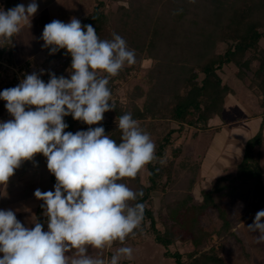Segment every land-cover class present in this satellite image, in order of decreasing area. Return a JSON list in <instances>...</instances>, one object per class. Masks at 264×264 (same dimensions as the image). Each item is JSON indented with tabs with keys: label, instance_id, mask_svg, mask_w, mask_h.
<instances>
[{
	"label": "trees",
	"instance_id": "1",
	"mask_svg": "<svg viewBox=\"0 0 264 264\" xmlns=\"http://www.w3.org/2000/svg\"><path fill=\"white\" fill-rule=\"evenodd\" d=\"M0 4L7 11L21 3L0 0ZM113 4H119L116 11L111 9ZM80 22L91 24L101 39L119 34L135 50L136 62L126 64L110 80L127 75L145 60L152 61L148 88L136 87L130 95L131 105L115 107V111L117 120L130 112L137 122L152 123L163 135L155 140L158 159L146 166L145 179L140 172L134 179L121 181L134 191H143V197L131 203H143L145 214L136 234L124 245L116 242L113 247L135 243L150 233L166 249L165 256L176 264H228L223 257L224 242L235 234L227 200L245 188H252L264 200V170L258 151L264 147V0H96L93 11ZM14 39L4 44L0 59L12 57ZM45 63L46 69L40 75L45 83L49 73L70 78L71 57L65 49L50 54L47 48ZM225 68H234L235 77L257 98L262 120L256 134L247 140L237 166L238 189L223 175L201 193L202 201L197 203L193 190L202 160L185 156L175 146L176 138L188 129L195 130L194 136L206 131L212 120L224 116L228 99L237 95V90L224 81ZM1 70L0 66V75ZM11 87L0 86V91ZM108 87L112 88L110 83ZM140 99L144 100L142 105L137 104ZM5 104L0 99V119L10 115ZM64 121L68 124L66 132L75 133L82 127L71 116ZM101 126L105 134L120 141L117 125ZM160 159L165 163L160 164ZM51 181L56 184L54 175ZM154 194H160L158 212L153 206ZM213 210L222 225L217 231H207L201 219ZM36 218L47 231L42 205L37 208ZM215 236L217 246L212 244ZM179 243L192 244L193 250L172 252L170 247Z\"/></svg>",
	"mask_w": 264,
	"mask_h": 264
},
{
	"label": "clouds",
	"instance_id": "2",
	"mask_svg": "<svg viewBox=\"0 0 264 264\" xmlns=\"http://www.w3.org/2000/svg\"><path fill=\"white\" fill-rule=\"evenodd\" d=\"M39 5L30 0L7 11L0 9V46L10 42L22 27L30 26ZM44 48L55 54L61 49L71 57L70 78L49 73L45 83L33 72L17 86L0 91V99L13 117L0 122V186H6L15 170L37 154L47 160L55 176L54 191L37 188L47 218L25 227L13 210H0V264H120L131 260L133 249L117 248L106 258L105 249L116 242L124 245L140 228L145 214L143 197L124 178L134 179L158 158L156 145L132 114L116 122L120 141L105 134L99 124L104 113L115 110L111 77L136 62L134 49L116 33L101 39L91 25L52 20L44 26ZM71 116L90 127L66 132L64 118ZM160 164L165 161L160 159ZM264 210L256 213L250 232H259L256 243H264ZM97 250L91 254L90 250Z\"/></svg>",
	"mask_w": 264,
	"mask_h": 264
},
{
	"label": "rangeland",
	"instance_id": "3",
	"mask_svg": "<svg viewBox=\"0 0 264 264\" xmlns=\"http://www.w3.org/2000/svg\"><path fill=\"white\" fill-rule=\"evenodd\" d=\"M36 2L39 5L36 14L39 16L35 18V14L30 20V26L22 27L19 32L17 43L14 47L17 62L12 57H8L9 62L7 65L12 67V69L2 68L0 75L1 87L8 84H11L12 87L17 86L18 84L15 85L12 79H15V71H18L23 65L27 66V74L22 75L23 79L26 78V75L32 74L33 72L39 75L41 70L46 69V48L43 47L44 42L41 39L46 24L52 20H60L68 23L73 17L79 20L89 15L96 5V0H36ZM28 3H30V0H24L25 6ZM118 6L119 4H113L111 9L116 11ZM0 9L4 10L1 4ZM261 46L264 47V41L261 42ZM222 49L224 48L222 47ZM11 59L14 63L10 61ZM56 62L59 63L58 61ZM151 65V60H145L142 66L137 67L127 75L109 81L116 107H129L132 101L130 95L136 87L148 88L147 74ZM223 78L238 93L237 97L229 98L224 116L218 118L222 120L221 123L224 124V129L220 128L221 132L217 133H214V131H200L196 137L194 136L195 130L188 129L180 137L176 138L175 146L180 147L185 156H191L195 160H204L205 165L208 164L209 167H213L214 169L220 164H222V167L226 164L228 167L224 171L225 173L222 170H217L218 173L216 172L217 174L215 173L211 178L216 179L220 175H227L230 179L229 184L238 189L240 181L236 180L238 175L237 166L243 158L244 146L248 138L256 134V129L261 124L262 118L258 117V115L262 110L258 105L257 98L249 93L245 84L235 77L234 68H225ZM143 101V99L137 100V104L142 105ZM259 119L260 123L258 125L256 120ZM116 122H118L117 113L115 110H111L104 113V119L99 124L92 125L91 127L117 125ZM216 122L219 123L220 121ZM80 123L82 127L79 128V131H87L90 127L81 121ZM138 125L150 135L154 143L157 138L163 136L160 132L161 129L158 130L152 123L138 122ZM219 125L222 126V124ZM216 138H218L217 142ZM215 144L216 146H214ZM223 145H226L227 149L223 150L225 148ZM212 147L215 148V152H210ZM232 149L234 150L233 153ZM258 151L260 152V165L264 170V147L258 149ZM219 154L220 156L224 155L223 158L218 156ZM40 166L42 168L41 170H46L50 173L47 169L46 157L42 154H37L33 161H25L23 168L26 170V175L23 176V179L27 180L29 187H32L33 190L34 187L36 190V182H40L39 187L43 191H54V186L48 182L49 180H42V177H38L37 173L40 169L38 170L37 167L40 168ZM147 174L146 168L141 171L143 179H145ZM205 175V178L210 179L207 172ZM262 180L264 184V177ZM205 189L210 188L208 185H203L200 182L194 187L193 193L197 198L201 199V191ZM36 200H38L36 197L30 196L27 201L26 207L29 211V216L26 227H34L32 226L35 223L33 209L36 206ZM38 202L43 203L41 200H38ZM226 205L229 211L230 221L236 230L235 236L227 237L224 242L223 254H225L228 264H264V243H256V236H259V232H250L247 228L248 225L254 222L256 213L264 210V200L252 188H245L237 191L230 197ZM153 206L157 212L160 210V194H154ZM202 222L205 228L210 231H217L222 225L217 212H213L208 217H205ZM212 244L217 246L219 241L214 240ZM128 247L133 249V257L128 264H176L173 258L165 256L166 249L158 244L150 233L145 234L139 244H130ZM190 249L192 250L190 244L182 243L170 247L172 252H180L182 254L188 253ZM91 251L92 254H96L97 252L94 249ZM2 255L0 253V258H2ZM103 255L108 258L111 253H106L104 250Z\"/></svg>",
	"mask_w": 264,
	"mask_h": 264
},
{
	"label": "crops",
	"instance_id": "4",
	"mask_svg": "<svg viewBox=\"0 0 264 264\" xmlns=\"http://www.w3.org/2000/svg\"><path fill=\"white\" fill-rule=\"evenodd\" d=\"M20 3L21 4H24V0H20ZM38 16L39 15L36 14V17L35 18H37ZM30 24H31V21H30ZM18 34L15 35V39H14L13 47H12V58H13V60L15 62H17V61H16V58H15L14 47H15V45L17 43ZM26 62H28V61H26ZM249 93H251V92H249ZM237 95H238V93H237ZM237 95H236V97H237ZM230 98H232V97H230ZM226 107H227V105H226ZM225 110H226V108H225ZM11 118H13L11 115L6 116L3 119H0V122L6 121V120L11 119ZM216 121H220V122L218 123ZM221 121L222 120H219L218 118L212 120L210 122V128L208 130H206V131L207 132L214 131V133L221 132L220 131V128L221 129H224L223 127H225V126H223L224 124L221 123ZM259 121H260V119L259 120H256V122H257L258 125L260 123ZM219 124H222V126L219 125ZM258 129H259V127H257L256 130L258 131ZM198 134L195 135V137L198 136ZM249 138H251V137H249ZM217 141H218V138H216V142ZM214 146H216V144ZM223 146L225 147L223 150L227 149V146L226 145H223ZM229 147H230V145H229ZM212 151L215 152V148L212 147L211 150H210V152H212ZM233 152H234V150L232 149V153ZM218 156H220V154ZM223 156H220V157L223 158ZM24 164H25V162L21 165L20 168H18V169L15 170V174L10 178V180L7 183L6 186H0V210H13L15 212V214H16L17 219L26 227L27 226V221H28V216H29V211L27 210L26 205H27V201L30 198V196L31 197L32 196L35 197L34 196L35 187H34V190H33L32 187H29L27 180H24L23 179V176L26 175V170H24V168H23ZM219 166H220V169H219ZM219 166L218 167H215V169H214L213 167H209L208 164L205 165L204 160H202V166H201L200 174H199V177H198V180H197L196 184L198 185L201 182L203 185H208V187L210 188L211 185H212V182L215 181L216 179H218L219 177L223 176V175L218 176L216 179H212L211 177L217 172V170H220V171L222 170V172L225 173L224 171L228 167V166H226V164H224L223 167H222V164H220ZM37 169L38 170L40 169L39 172L37 173L38 174V177H42V180H49L48 182H50L52 184V186H54V184L51 181V177L53 176V174L48 173L46 170L45 171L44 170H41L42 169L41 166H40V168L37 167ZM206 172L209 174L208 176H210V179L209 178H205ZM201 177H202V179H201ZM36 184H37L36 185V189L39 188L41 191H43V189H41L39 187V184H41V183L40 182H36ZM196 184H195V186H196ZM205 190H209V189H205ZM203 191L204 190H202L201 193ZM193 195H194V193H193ZM194 198H195V200H196L197 203H200L202 201V194H201V199L197 198L195 195H194ZM35 203H36V206L33 209V214L35 216V218H34L35 219V222H37L36 211H37V208L40 205H43V203L41 204V202H38V200H36ZM213 212H216V211L215 210L211 211L208 215L204 216L201 220L203 221V219L205 217H208ZM217 215H218V213H217ZM202 225H203V222H202ZM32 226H35V223ZM203 227L205 228L204 225H203ZM232 227H233L232 228V232L234 234H236V230H235L234 226H232ZM207 231H210V230H207ZM214 240L217 241V237L216 236L214 237ZM140 242H141V239L137 240L135 243H130V244H135L136 245V244H139ZM130 244L125 245V246L128 247ZM190 246H192V244H190ZM117 248H119V247H112L111 249H105V252L106 253H115L116 250H117ZM192 250H193V246H192ZM192 250L190 249L188 252H191ZM223 257L227 261V258L225 257V254H223ZM129 262H130V260H128V259H121V263L120 264H128Z\"/></svg>",
	"mask_w": 264,
	"mask_h": 264
},
{
	"label": "built area",
	"instance_id": "5",
	"mask_svg": "<svg viewBox=\"0 0 264 264\" xmlns=\"http://www.w3.org/2000/svg\"><path fill=\"white\" fill-rule=\"evenodd\" d=\"M3 47H4V45L3 46H0V51L3 49ZM8 62H9L8 61V58L0 59V66H3L2 67L3 69H8V68H11L12 69V67H10L9 65H7ZM26 70H27V66L26 65H23V67H20L18 69V71H15L16 72L15 73L16 74L15 75V79H12V82L15 85L19 84L23 80L22 75H24L26 73Z\"/></svg>",
	"mask_w": 264,
	"mask_h": 264
}]
</instances>
